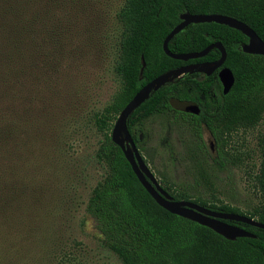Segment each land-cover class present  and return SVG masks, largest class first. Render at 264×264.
<instances>
[{
	"label": "trees",
	"instance_id": "obj_1",
	"mask_svg": "<svg viewBox=\"0 0 264 264\" xmlns=\"http://www.w3.org/2000/svg\"><path fill=\"white\" fill-rule=\"evenodd\" d=\"M184 12L232 17L264 42V0H124L116 17L121 36L113 67L121 85L110 103L93 115V127L101 136L94 156L104 174L91 190L85 211L96 222L103 245L121 264H264L263 229L229 221L255 236L229 241L167 212L141 186L110 138L120 111L146 83L183 65L219 59L216 49L186 62L165 55L162 43ZM100 19L92 20V26L93 30L98 28V39L104 45L108 29ZM75 22L78 21L67 16L63 7L49 0H0V142L16 140L12 144L19 148L23 138L31 143L36 139L44 146L46 135L54 133L64 117L75 115L77 100L66 92L65 79L68 62L75 54L68 41L79 38L74 35L78 28ZM247 40L241 32L225 25L198 23L188 25L169 41L172 53L199 52L219 42L226 52L222 67L232 72L234 82L224 95L216 73L200 80L197 74H186L154 92L126 122L139 151L146 149L149 121L166 117L169 123L181 124L188 131L201 153V163L210 161L222 167L234 162L226 148L229 136L239 129L255 127L264 118V56L243 53L240 46ZM141 57L145 66L140 75ZM174 100H195L201 104V111L199 115L182 113L173 108ZM204 129L213 140L216 156L206 147ZM257 148L259 165L254 179L259 202L255 206L241 211L217 200L197 197L191 202L264 224V135L258 139ZM158 182L173 200L190 201L186 190L177 189L165 178ZM13 193L23 206L41 207L37 215L29 214L33 213L31 208L26 221H15L21 225L23 236L38 238L39 244L43 240L39 236L45 222L41 214L46 215V200L42 202L35 196L32 205L33 198L24 189L14 188Z\"/></svg>",
	"mask_w": 264,
	"mask_h": 264
},
{
	"label": "rangeland",
	"instance_id": "obj_2",
	"mask_svg": "<svg viewBox=\"0 0 264 264\" xmlns=\"http://www.w3.org/2000/svg\"><path fill=\"white\" fill-rule=\"evenodd\" d=\"M50 1L78 21L74 35L79 38L68 41L75 54L65 74L66 92L77 100L76 113L70 119L64 117L55 132L46 135L44 146L36 139L31 143L23 138L19 148L12 144L16 140L0 142V264H121L103 245L96 222L85 208L91 190L104 174L94 156L101 136L93 127V115L110 103L121 85L113 67L121 36L116 17L124 0ZM97 18L108 29L104 45L98 39V28L93 30L92 20ZM181 105L172 101L177 110ZM147 131L146 149L140 153L149 169L157 180L165 178L177 189L186 190L190 201L197 197L217 200L241 211L259 202L254 178L264 118L255 127L229 136L226 148L234 162L222 167L210 161L201 163L197 145L181 124L169 123L166 117L153 118ZM203 138L209 153L216 156V147L205 129ZM14 188L30 194L32 205L35 196L46 200V215L40 213L45 222L39 244L38 238L23 236L16 222L22 218L26 221L31 208L33 213L29 214L37 215L41 207L23 206Z\"/></svg>",
	"mask_w": 264,
	"mask_h": 264
},
{
	"label": "water",
	"instance_id": "obj_3",
	"mask_svg": "<svg viewBox=\"0 0 264 264\" xmlns=\"http://www.w3.org/2000/svg\"><path fill=\"white\" fill-rule=\"evenodd\" d=\"M179 19L180 23L170 31L162 43V50L165 55L171 59L186 62L188 60L202 58L212 49H216L220 52L219 59L213 62L194 63L177 67L160 74L142 86L117 116L110 134L111 141L120 148L137 180L158 206L173 215L204 226L229 241H234L237 238H255L253 234L245 231L244 229L227 223L229 221L239 222L264 230V224L253 218L236 213L212 211L191 201L173 200V198L160 186L155 175L145 163L144 158L128 131L126 122L132 112L148 100L154 92L183 75L201 73L205 76H209L212 72L219 69L218 78L222 85V94H227L232 87L234 78L232 72L227 67H222L226 58V52L224 47L219 42L212 43L199 52H170L168 49L169 41L180 31L184 30L188 25L198 23H216L235 29L241 32L248 39L247 43L240 46V50L243 53L264 56V42L246 24L232 17L219 14L193 15L184 12L180 14ZM141 65L140 75L142 74L145 66L143 57H141ZM181 104L182 105L179 111L183 113L197 115L200 112L198 105L194 102L185 101L181 102Z\"/></svg>",
	"mask_w": 264,
	"mask_h": 264
},
{
	"label": "flooded vegetation",
	"instance_id": "obj_4",
	"mask_svg": "<svg viewBox=\"0 0 264 264\" xmlns=\"http://www.w3.org/2000/svg\"><path fill=\"white\" fill-rule=\"evenodd\" d=\"M218 71H219V69H217V70H215L214 72H212L210 75H213L214 73H216V76L218 77ZM193 74H197L198 76H199V80L200 79H203L204 77H208V76H205L204 74H201V73H193ZM209 75V76H210ZM218 80H219V78H218ZM220 82V81H219ZM221 84V83H220ZM221 89H222V85H221ZM187 101H191V102H194V103H196L197 105H198V107H199V109H200V111H201V104L199 103V102H197V101H195V100H187ZM178 102V101H177ZM182 102H185V101H182ZM171 104H172V102H171ZM183 113V112H182ZM200 113V112H199ZM186 114H189V113H186ZM190 115H194V114H190ZM197 115H199V114H197Z\"/></svg>",
	"mask_w": 264,
	"mask_h": 264
}]
</instances>
